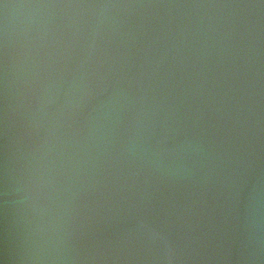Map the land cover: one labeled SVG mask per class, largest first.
Segmentation results:
<instances>
[{
    "label": "water",
    "instance_id": "1",
    "mask_svg": "<svg viewBox=\"0 0 264 264\" xmlns=\"http://www.w3.org/2000/svg\"><path fill=\"white\" fill-rule=\"evenodd\" d=\"M0 264H264V0H0Z\"/></svg>",
    "mask_w": 264,
    "mask_h": 264
}]
</instances>
